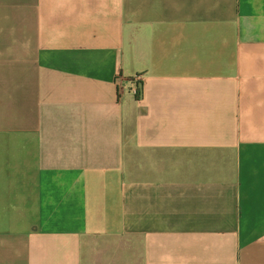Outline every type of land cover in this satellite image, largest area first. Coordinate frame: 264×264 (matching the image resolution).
<instances>
[{
    "label": "crops",
    "instance_id": "1",
    "mask_svg": "<svg viewBox=\"0 0 264 264\" xmlns=\"http://www.w3.org/2000/svg\"><path fill=\"white\" fill-rule=\"evenodd\" d=\"M0 264H264V0H0Z\"/></svg>",
    "mask_w": 264,
    "mask_h": 264
},
{
    "label": "built area",
    "instance_id": "2",
    "mask_svg": "<svg viewBox=\"0 0 264 264\" xmlns=\"http://www.w3.org/2000/svg\"><path fill=\"white\" fill-rule=\"evenodd\" d=\"M141 80H142V77H136V79H135V81H136V83H135V87L133 88V90H134V92H135V94H140L141 93ZM118 83H119V86L121 85V87H122V84H123V80H122V77H119L118 78Z\"/></svg>",
    "mask_w": 264,
    "mask_h": 264
}]
</instances>
